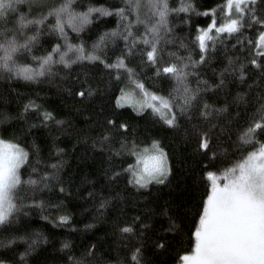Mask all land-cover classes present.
I'll return each mask as SVG.
<instances>
[{"label":"snow or ice","instance_id":"6c2138e0","mask_svg":"<svg viewBox=\"0 0 264 264\" xmlns=\"http://www.w3.org/2000/svg\"><path fill=\"white\" fill-rule=\"evenodd\" d=\"M21 81L55 84L71 114L12 87ZM0 84V264H157L189 213V246L175 264H264V0H0ZM12 94L27 97L15 113ZM124 106L190 146L185 167L199 170L202 190L140 194L171 187L176 169ZM38 129L51 137L47 152ZM77 152L99 163L94 175L68 171ZM69 199L109 230L76 243L33 221L92 229L72 222Z\"/></svg>","mask_w":264,"mask_h":264},{"label":"trees","instance_id":"16d2710c","mask_svg":"<svg viewBox=\"0 0 264 264\" xmlns=\"http://www.w3.org/2000/svg\"><path fill=\"white\" fill-rule=\"evenodd\" d=\"M81 2H86V0H81ZM99 2H103V0H99ZM210 0H198V3L205 4L209 3ZM193 24L195 23H203L202 17H197L194 13L191 16ZM111 26V25H109ZM182 31H188V27L184 26ZM73 37L74 33H70ZM90 33L86 30L85 38L88 37ZM8 85L0 84V90L6 89ZM12 87L20 88L21 92H28L32 95H40L42 97L41 102L46 104L47 106L53 108L58 111L61 115H70L71 112L65 109V104H70V101L64 98V96L59 93L56 89L55 84H49L47 82H23L20 84L12 85ZM27 97H21L20 100L15 99V94L10 96L9 104L7 105L9 111L15 113L17 111V105L22 104L24 99ZM0 107H5L3 103H0ZM111 107H115L114 97L112 98ZM126 110H117L122 111L123 117L138 127V132L140 134H151L153 138L160 139L162 141L163 146H165L170 152L173 153L172 163L175 166L176 172L174 175H171L170 183L171 187L168 184L155 186L154 184L150 186L148 190H141V195L149 196L150 199L161 200L168 196H175L180 193L183 189L184 185H191L193 182H197L199 184V190H202L204 187V180H200L198 178V169L196 173L193 174L190 168L185 167V162L188 164H194V161L191 159L188 154L189 145H185L183 143L176 144V137L173 136L172 133L167 131V126H162L154 120L151 113L149 112L147 115L144 113H136L130 106H124ZM31 118V117H29ZM79 122V121H78ZM45 129H38L35 132L37 137V143H40L43 147V150L47 152L48 148L51 144V137L46 136ZM28 139H32V137H28ZM67 138L61 137L57 140V144L60 147L68 148L69 143L66 142ZM27 146V144H25ZM79 153L76 154L70 153L69 156V167L68 171H72L73 167L79 168L83 170L84 168H88L92 174H95L96 169L99 167V163L97 161H93L91 159H85L80 157L77 159ZM186 173H188L186 175ZM131 188V186H130ZM86 190V189H85ZM134 193L136 190L131 189ZM199 197L197 196L196 199ZM55 197H52L53 202H55ZM62 199H67V197H62ZM183 208H191L192 203L189 201L188 204L182 205ZM68 210L73 214V223L77 224L79 228L82 229L83 225L92 223L93 228L89 230L83 231H73L69 232V229L66 228H54L50 223L43 222L40 220L38 214L33 216V221L38 223L45 229V231L49 232L52 236H60V235H69L71 239H73L76 243L87 242L94 238L95 235L103 233L109 230V225L105 221H101L96 223L92 220L94 209H89L87 204L79 200H68L67 203ZM82 209H85L82 211ZM114 213L109 210L107 216L111 219ZM181 223V221H178ZM192 226L191 214L182 222L181 224V232L179 235L173 236V246L166 250L165 252L159 253L156 257L157 264H175V259L178 251L187 250L189 246V237H188V229ZM22 247V246H21ZM53 247L58 248V244L55 243L51 238L49 243L46 245V249L50 252ZM52 257L49 256V259Z\"/></svg>","mask_w":264,"mask_h":264}]
</instances>
